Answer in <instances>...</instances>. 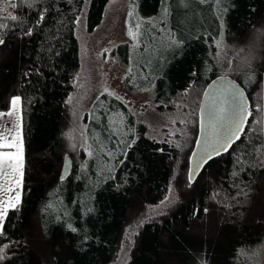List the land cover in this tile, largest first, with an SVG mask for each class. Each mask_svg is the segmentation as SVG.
<instances>
[{
  "label": "trees",
  "instance_id": "obj_1",
  "mask_svg": "<svg viewBox=\"0 0 264 264\" xmlns=\"http://www.w3.org/2000/svg\"><path fill=\"white\" fill-rule=\"evenodd\" d=\"M108 3L43 0L50 6L46 22L30 37L23 29L35 24L40 6L9 9L22 23L4 33L5 44L0 45V111L9 110L11 97L24 98L26 164L22 205L6 222L9 237L19 243L3 264H42L37 251L44 246L50 264H112L133 228L138 234H131L127 264H264V168L245 165L239 177L231 176L236 156L258 143L250 131L256 127L254 121L264 119V112L257 111L264 108V0H224L222 21L215 5L209 9L192 0L189 10L173 3L167 27L181 41L178 47L146 52L143 46L133 50L123 43L112 51L125 68L126 90L150 93L156 112L168 118L161 140L151 138L147 127L107 94L94 100L81 122L66 103L80 68L73 20L83 11L90 34L101 24ZM127 5L130 8L128 0ZM135 11L137 18L158 19L161 0H136ZM259 31L260 46L254 52L249 50L250 39ZM149 59L151 64H146ZM220 77L239 85L253 115L245 135L232 146L234 151L215 157L189 187L198 109L205 89ZM181 103L185 107L178 109ZM194 110L187 125L178 119L171 122L177 113ZM176 129L187 136L168 135ZM118 137L136 143L126 148ZM85 138L93 146L92 158L85 153ZM66 157L70 171L61 180ZM236 183L247 194L233 200L238 189L230 186ZM169 186L175 202L163 215L148 216L168 195ZM213 192H219L215 199L210 198ZM69 223L78 231L71 232Z\"/></svg>",
  "mask_w": 264,
  "mask_h": 264
},
{
  "label": "snow or ice",
  "instance_id": "obj_2",
  "mask_svg": "<svg viewBox=\"0 0 264 264\" xmlns=\"http://www.w3.org/2000/svg\"><path fill=\"white\" fill-rule=\"evenodd\" d=\"M68 2H71V0H68ZM195 2L198 5H207L209 9H211L212 5H215L217 11L220 13L217 19L222 21L223 10H226L224 0H195ZM87 3L88 0H84V4L86 5ZM128 3L130 9L127 12L128 26L126 34L133 42L130 45L133 50H139L143 46L144 51L148 52L155 51L158 47L162 50L165 47H178L180 45L181 41L167 27L168 18L172 15L173 3L190 10L192 0H161V12L158 19L137 18L138 13L135 11L136 0H128ZM21 5L28 9L40 6L36 14L35 24L23 29L24 36H32L35 27H41L45 24L50 6H44L43 0H0V45L5 44V40L3 39L4 33L15 30L16 26L22 23L18 15L9 11V9L15 10ZM51 7L54 8V6ZM84 15L85 13L82 11L81 15H77L74 18L73 23L80 26ZM221 27H223V24H221ZM217 47L223 51L222 41L217 42ZM108 52L109 49L105 48L104 53ZM54 54L59 55L58 52ZM216 55L220 56V52H217ZM146 64H151V59ZM229 64H231V61H229ZM132 71L133 68L130 66L128 72L132 73ZM144 78L147 79L148 77L145 76ZM76 79L77 83H79V76ZM105 92H107V89H105ZM108 94L115 95L114 93ZM101 95H104V93H101ZM185 95H187V92ZM203 95L205 97L204 103L198 109L200 113V134L195 142L197 151H194L189 157L190 166L187 172L189 187L196 183V179L205 165H209V162L214 160L215 157L223 155L229 152V150L234 151L232 146L245 135L244 130L246 127H249V117L253 115L244 91L230 83L225 77H221L216 87L210 88ZM75 99V97L69 96L66 103L73 105ZM24 105V98L16 95L10 98L9 110L0 111V264H3L9 258V253L13 250V246L19 243L9 237L6 230V222L8 221L9 213L18 212L23 202L22 193L26 164ZM176 107L179 109L185 107V105L182 103L176 104ZM195 111L183 115L177 113L176 119H173L171 122L175 124L178 119L181 124L187 125L190 122L191 116L195 114ZM257 111L264 112V108H258ZM116 115L122 122V114L117 113ZM113 123L115 124V121ZM254 123L256 127L254 129L250 128V131L254 133L252 140H256L258 143L250 142L251 151L236 156V167L231 172L233 178L239 177L245 171V165L251 169L257 167L264 168V140L259 139L261 136H264V119L254 121ZM117 130L113 131V135H116ZM177 132H180L185 137L187 136V132L180 129L170 131L168 135L174 136ZM81 136H84L83 130H81ZM117 139L119 143L125 144L126 148H131L136 143L135 139L127 142L120 140L119 137ZM96 142L99 143L98 140ZM83 143L87 157L92 158L94 155L93 146L88 144L86 138ZM175 146L177 148L181 147L179 142H176ZM72 148L75 149L76 144H72ZM99 150L95 149V151ZM121 154L126 156L127 152L122 151ZM105 155H108L109 159L112 158L109 153H105ZM253 157L255 162H253ZM70 163V161L67 162L68 167H70ZM63 179L64 177L62 176L61 180ZM230 187L238 189L236 194L232 196L233 200H236L242 194H247L244 191V187L239 183ZM167 192L168 195L161 201L160 206H157V209L175 202L173 187L169 186ZM217 196H219V192H213L210 198L215 199ZM223 206L230 207L231 205L224 204ZM52 207V204L47 205V208ZM157 209H153V211ZM199 211V209H195L194 214H198ZM203 211L207 213L208 209L204 208ZM158 214L163 215V212L159 211ZM56 218L60 219L59 216ZM67 226L73 233L78 231L77 227H74L71 223ZM140 226H142V222L136 225V227ZM131 231L133 234H138L134 228Z\"/></svg>",
  "mask_w": 264,
  "mask_h": 264
},
{
  "label": "rangeland",
  "instance_id": "obj_3",
  "mask_svg": "<svg viewBox=\"0 0 264 264\" xmlns=\"http://www.w3.org/2000/svg\"><path fill=\"white\" fill-rule=\"evenodd\" d=\"M129 9L127 0H109L101 24L92 33H87L83 19L82 24L76 26L75 36L79 44L80 68L74 80L76 86L70 94L76 99L70 106L77 113L78 120L81 122L84 114L101 93L107 95L114 93V96H109L122 102L137 121L147 127L151 138L161 140L163 137L162 130L167 128L169 123L168 118L156 112L150 93L133 94L126 90L124 87L125 68L117 63L111 55L118 45L123 43L131 45L133 43L126 34ZM261 36L260 31L253 34L250 39L251 48L249 50L257 51L261 39H264L263 37L260 39ZM105 48L109 49L108 53H104ZM102 53L103 55H101ZM77 76L80 78L79 83H77ZM157 206L151 208L148 216L158 215V212H163L166 207L161 206L157 209ZM153 209L157 210L153 211ZM131 234V231L127 232L129 241ZM129 241L120 247L118 256L112 264L128 263L130 258ZM37 254L42 264H50L47 246L38 249Z\"/></svg>",
  "mask_w": 264,
  "mask_h": 264
},
{
  "label": "water",
  "instance_id": "obj_4",
  "mask_svg": "<svg viewBox=\"0 0 264 264\" xmlns=\"http://www.w3.org/2000/svg\"><path fill=\"white\" fill-rule=\"evenodd\" d=\"M225 78H227V80L230 82V83H232V84H234L235 86H237V87H239V85L235 82V81H233L232 79H230V78H228V77H225ZM221 79V77L220 78H218V79H216V80H214L206 89H205V91L204 92H207V91H209L210 90V88H212V87H216V84H217V82L219 81ZM240 88V87H239ZM241 89V88H240ZM242 90V89H241ZM243 91V90H242ZM204 94V93H203ZM245 94V93H244ZM246 97V96H245ZM204 100H205V97H204V95L202 96V99H201V104H200V106H202L203 105V103H204ZM246 100H247V98H246ZM247 103H248V101H247ZM199 119H200V113H199ZM199 134H200V128H199V132H198V136H197V139L199 138ZM194 151H197V149H196V146H194V149H193V151H192V153L194 152ZM191 153V154H192ZM68 161H70V158L69 157H66L65 158V162H64V165H63V169H62V174H61V177L63 176L64 178L67 176V174L69 173V171H70V167H68V165H67V162ZM70 166H71V163H70ZM189 166H190V160H189ZM67 169V170H66Z\"/></svg>",
  "mask_w": 264,
  "mask_h": 264
}]
</instances>
